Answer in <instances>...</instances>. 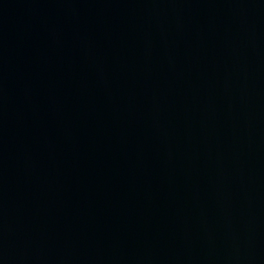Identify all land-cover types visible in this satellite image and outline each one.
Returning <instances> with one entry per match:
<instances>
[{
	"label": "water",
	"instance_id": "1",
	"mask_svg": "<svg viewBox=\"0 0 264 264\" xmlns=\"http://www.w3.org/2000/svg\"><path fill=\"white\" fill-rule=\"evenodd\" d=\"M0 264H264V0H0Z\"/></svg>",
	"mask_w": 264,
	"mask_h": 264
}]
</instances>
